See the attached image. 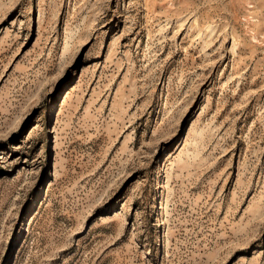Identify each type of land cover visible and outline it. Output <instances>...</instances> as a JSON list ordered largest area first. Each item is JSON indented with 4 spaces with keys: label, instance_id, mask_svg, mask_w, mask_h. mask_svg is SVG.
<instances>
[{
    "label": "rangeland",
    "instance_id": "374dc122",
    "mask_svg": "<svg viewBox=\"0 0 264 264\" xmlns=\"http://www.w3.org/2000/svg\"><path fill=\"white\" fill-rule=\"evenodd\" d=\"M0 264H264V0H0Z\"/></svg>",
    "mask_w": 264,
    "mask_h": 264
}]
</instances>
